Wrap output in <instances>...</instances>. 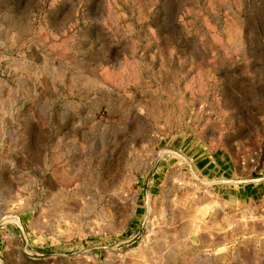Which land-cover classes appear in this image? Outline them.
<instances>
[{"label":"rangeland","instance_id":"obj_1","mask_svg":"<svg viewBox=\"0 0 264 264\" xmlns=\"http://www.w3.org/2000/svg\"><path fill=\"white\" fill-rule=\"evenodd\" d=\"M109 1L0 0V264H264V0Z\"/></svg>","mask_w":264,"mask_h":264},{"label":"bare ground","instance_id":"obj_2","mask_svg":"<svg viewBox=\"0 0 264 264\" xmlns=\"http://www.w3.org/2000/svg\"><path fill=\"white\" fill-rule=\"evenodd\" d=\"M66 2H70V3H72V4H76V5H80L81 3H83L84 2V0H65ZM93 1H95L96 3H97V0H93ZM149 1V0H148ZM164 1V0H163ZM99 2H100V5H102V7L104 8V10H105V12H107V13H109V5H110V1L109 0H99ZM140 2V1H139ZM150 2V1H149ZM154 2V1H153ZM168 2V1H167ZM174 2H175V4H176V7H181L183 4H185V2H186V0H174ZM216 2H217V0H216ZM152 3V2H151ZM112 4V3H111ZM159 4V0H156L155 2H154V6H157ZM216 4H218V5H220V3L218 2V3H216ZM57 5V4H56ZM71 5V4H70ZM146 6V5H145ZM185 6V5H184ZM95 7H96V5H95ZM111 8V7H110ZM152 8V7H151ZM155 8V7H154ZM175 8V7H174ZM81 9V8H80ZM112 9V8H111ZM178 9V8H177ZM100 10V9H99ZM77 11V10H76ZM104 12V13H105ZM110 12H111V10H110ZM149 12V11H148ZM147 12V13H148ZM170 12H171V10H170ZM103 13V12H102ZM106 13V14H107ZM76 14H77V12H76ZM101 14V13H100ZM182 14V13H181ZM108 16L110 15V14H107ZM144 15H146L145 13H144ZM179 15V14H178ZM214 16V15H213ZM105 17V16H104ZM144 17V16H143ZM107 18H109V17H107ZM214 18H216V19H218L219 20V17L217 16V15H215V17ZM106 19V18H105ZM175 19V18H174ZM174 19H173V22H172V26H170V27H172V30H173V32H177L179 35H180V37H181V39H183L184 41H187L188 39H190L189 37H190V32H189V30H188V26H187V24H186V22H185V20L183 19V17H180V18H177L175 21H174ZM103 21H104V19H103ZM170 21V20H169ZM172 21V20H171ZM96 22V21H95ZM108 22V21H107ZM106 23V22H105ZM111 23V22H110ZM112 24V23H111ZM108 25V24H107ZM106 24H103L100 28H99V31H101V33H103L104 35H105V37H107L108 38V40H109V43H110V45H111V49L112 50H119V49H124V48H126L130 43H133V42H131L126 36H122L121 34H120V32L117 30V29H114L112 26L110 27V26H107ZM167 26H169V25H167ZM117 28V27H116ZM149 28V27H148ZM150 29V28H149ZM169 29V28H168ZM18 30V29H17ZM41 31H42V29H41ZM47 32H48V29L46 30ZM50 31H51V29H50ZM54 31V30H53ZM52 31V32H53ZM65 31V30H64ZM63 31V32H64ZM131 31V30H130ZM171 31V30H170ZM203 31V30H202ZM39 32V31H38ZM96 32V31H95ZM147 32H148V30H147ZM150 32V31H149ZM17 33V32H16ZM16 33H14L15 35H16ZM46 33V32H45ZM50 33V32H49ZM128 33V32H127ZM151 33H152V35H151V37H150V39L152 40H155L156 41V43H157V45H158V43L160 42V39L161 38H159L160 37V35H158L157 34V32L155 33L154 31L152 32L151 31ZM19 34V33H18ZM39 34H42L41 32L39 33ZM74 34H76V33H74ZM122 34H124V33H122ZM206 34H208V33H206ZM43 35H44V33H43ZM51 35V34H50ZM52 35H53V33H52ZM127 35V34H126ZM163 35V34H162ZM102 36V35H101ZM209 36V35H208ZM17 37V36H16ZM46 37V36H45ZM52 37V36H51ZM43 38H44V36H43ZM42 38V39H43ZM40 39V38H39ZM57 39V38H56ZM62 40V39H61ZM68 40V39H67ZM107 40V41H108ZM132 40V39H131ZM182 40V41H183ZM39 41V40H38ZM47 37L46 38H44L41 42H43V44L44 43H47ZM64 41H66V40H64ZM105 41V40H104ZM162 41V40H161ZM61 42V41H60ZM59 42V43H60ZM148 42V41H147ZM200 42V41H199ZM38 43V42H37ZM40 43V42H39ZM67 43V42H66ZM201 43V42H200ZM41 45H39V47H42L43 45H42V43H40ZM65 44V43H64ZM106 44V43H105ZM137 44V43H136ZM149 44V43H148ZM59 45V44H58ZM133 44H131L130 45V47L132 46ZM155 45V44H154ZM156 45V46H157ZM200 45V44H199ZM37 46V45H36ZM48 47V46H47ZM56 47V46H55ZM58 47V46H57ZM113 47V48H112ZM31 48H33V47H31ZM43 48V47H42ZM59 48V47H58ZM114 48H116V49H114ZM46 49V48H45ZM60 49V48H59ZM42 51V50H41ZM63 52H66L67 50H62ZM132 51V50H131ZM133 51H134V49H133ZM57 52H58V56H60L61 54H62V52H61V50L60 51H58V50H54V51H51L50 52V56H57ZM110 52V51H109ZM114 52V51H113ZM124 52V51H123ZM122 52V53H123ZM44 53V52H43ZM47 53V52H46ZM116 53H118V52H116ZM49 54V53H48ZM60 54V55H59ZM66 54V53H65ZM111 54V53H110ZM114 54V53H113ZM47 55V54H46ZM58 56H57V58H58ZM62 56H64V54L62 55ZM40 57V56H39ZM41 57H44V55L43 56H41ZM47 58V57H46ZM51 58V57H50ZM55 58V57H54ZM96 71V70H95ZM95 71L93 72V73H95ZM99 73V75L102 77V76H105V72H103V71H101V72H98ZM97 74V73H96ZM107 74V73H106ZM110 85V84H109ZM113 86H115V85H113ZM111 87V86H110ZM114 89H115V91L116 92H118V93H120V94H124V95H126V96H128V97H130V95L131 96H133V95H139L140 94V89H139V87L137 86V84H135V83H131L130 81H128V82H126L125 83V85H120V86H115L114 87ZM112 91V90H111ZM123 95V96H124ZM102 107V106H101ZM99 114L102 116L103 114H102V112H99ZM106 115V114H105ZM92 117H94V116H92ZM132 117V116H131ZM104 118V117H103ZM108 118V117H107ZM99 120V119H98ZM127 120H129V119H127ZM136 120V119H135ZM133 121V120H132ZM138 121V120H137ZM139 122V121H138ZM130 125L132 124V123H129ZM140 124H141V122H140ZM136 126L137 127V129H136V132H135V134L136 135H139V134H141L143 131L141 130L143 127L142 126H140L139 125V123H137L136 122V124H134L133 123V126ZM142 125V124H141ZM77 130H78V128H77ZM89 131V130H88ZM98 131V130H97ZM105 132V131H104ZM76 147V146H75ZM87 168V167H86ZM162 217V216H161ZM165 218V217H164ZM188 218V217H187ZM191 226V225H190ZM193 227V226H192ZM199 227V226H198ZM185 231V230H184ZM190 231V230H189ZM191 232V231H190ZM187 233V232H186ZM164 234V233H163ZM180 234V233H179ZM187 235V234H186ZM182 237V236H181ZM182 239V238H181ZM161 240V239H160ZM165 241V240H164ZM173 241V240H172ZM172 243V242H171ZM160 244V243H159ZM163 244V243H162ZM174 245H175V243H173ZM178 245V244H177ZM166 246H168V248H169V246H171V244L169 245H166ZM173 246V245H172ZM172 246H171V249H172ZM167 248V250L164 252V254H168L166 257L167 258H169V255H170V248L168 249ZM163 250V249H162ZM173 251V250H172ZM162 255V254H161ZM172 255H173V252H172ZM163 256H165V255H163ZM166 257H165V259H166ZM162 259V258H161ZM170 259V258H169ZM159 261H160V259H159ZM158 263V262H157Z\"/></svg>","mask_w":264,"mask_h":264},{"label":"crops","instance_id":"obj_3","mask_svg":"<svg viewBox=\"0 0 264 264\" xmlns=\"http://www.w3.org/2000/svg\"><path fill=\"white\" fill-rule=\"evenodd\" d=\"M258 180V179H257Z\"/></svg>","mask_w":264,"mask_h":264}]
</instances>
